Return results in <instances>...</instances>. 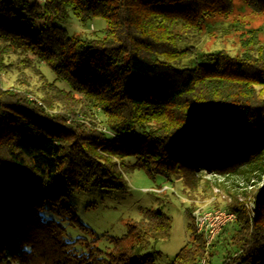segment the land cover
<instances>
[{
  "label": "trees",
  "instance_id": "obj_1",
  "mask_svg": "<svg viewBox=\"0 0 264 264\" xmlns=\"http://www.w3.org/2000/svg\"><path fill=\"white\" fill-rule=\"evenodd\" d=\"M244 2L264 16V0ZM233 7V0H0V66L16 53L27 67L43 63L64 84L53 85L61 100L99 109L111 132L87 130L80 119L67 126L68 113L0 86V264H157L145 250L171 231L159 209L110 236L107 250L98 238L68 234V225L93 232L69 192L122 189L119 167L131 159L151 178L189 188L201 174L254 173L261 185L253 211L239 200L227 206L236 220L211 244L208 264H217L219 248L220 264H264V42L249 30L235 55L185 43L209 16ZM72 14L101 17L106 27L70 35L56 19ZM195 210L186 209L190 241L171 264H202L208 254Z\"/></svg>",
  "mask_w": 264,
  "mask_h": 264
},
{
  "label": "rangeland",
  "instance_id": "obj_2",
  "mask_svg": "<svg viewBox=\"0 0 264 264\" xmlns=\"http://www.w3.org/2000/svg\"><path fill=\"white\" fill-rule=\"evenodd\" d=\"M233 4L231 14L209 16L202 31L191 34L185 43H190L203 52L224 49L235 55L243 51L242 39L249 30H255L264 42V16L253 11L244 0H233ZM56 22L67 29L70 35L83 38L101 34L106 27V21L101 17L83 22L73 14L68 19H56ZM22 57L23 55L17 53L5 56L4 60L9 65L0 66L2 88L17 90L39 102L42 100L46 108H50V112L55 114L66 116L68 113L65 121L67 126L76 125L75 121L80 119L87 130L111 133L107 118L99 109L95 108L94 111L92 107L81 103L82 100L66 99V96L61 100L58 89L53 85L62 87L64 84L56 82L52 70L43 63L34 64L33 61L27 67ZM184 62H188V59ZM258 90L264 96V87L259 86ZM133 163L131 159L127 166L119 167L125 180L122 189L93 188L69 192L78 217L93 231L86 232L68 225L69 238H98L97 244L107 250L111 246L110 236H123L129 222L140 220L147 209H159L170 217V235L152 240L145 252L152 254L157 264H171L190 241L187 228L189 217L186 211L188 206L196 210H210L215 209V206L227 208L229 204L239 200L238 202L245 204L248 212H252V194L261 185L260 179L254 173L244 171L232 178L201 174L199 185L189 188L181 179L171 182L159 175L151 178L144 169L132 166ZM120 165L121 162L118 161V166ZM208 247V254L202 264H208L213 246ZM223 252V249H218L214 263L222 262Z\"/></svg>",
  "mask_w": 264,
  "mask_h": 264
},
{
  "label": "built area",
  "instance_id": "obj_3",
  "mask_svg": "<svg viewBox=\"0 0 264 264\" xmlns=\"http://www.w3.org/2000/svg\"><path fill=\"white\" fill-rule=\"evenodd\" d=\"M217 191L219 189L217 188ZM198 232L206 239V244L211 245L221 231L231 222L236 220V213L226 208L210 210H196L194 212Z\"/></svg>",
  "mask_w": 264,
  "mask_h": 264
}]
</instances>
